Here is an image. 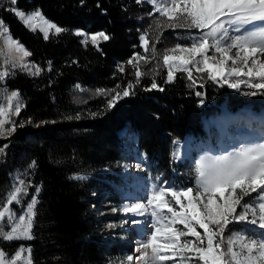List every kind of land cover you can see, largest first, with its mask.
<instances>
[{"label":"trees","instance_id":"obj_1","mask_svg":"<svg viewBox=\"0 0 264 264\" xmlns=\"http://www.w3.org/2000/svg\"><path fill=\"white\" fill-rule=\"evenodd\" d=\"M37 9L65 31L45 40L15 15L16 10ZM157 16L146 0H0V29H8L40 69L31 74L19 65H2L0 57V70L7 73L0 79V94L17 92L21 107L11 116L10 135L0 138V196L4 191L6 198L18 178L24 191L14 207L37 197L32 238L0 237V251L7 257L25 246L32 264H119L118 247L103 237L105 220L93 209L95 195L113 178L109 171L119 172V131L134 129L137 149L154 175L177 178L182 164L173 159L174 141L187 135L203 138L215 130L206 119L224 103L231 109L250 104L205 72L193 71L191 78L177 72L169 81L164 53L153 52L159 31L151 36L152 20ZM76 30H103L111 38L100 41L98 51ZM140 35H145L147 49L140 47ZM136 55L142 59L134 60L133 67L128 60ZM152 56L158 63L148 70L144 64ZM152 83L157 89H151ZM130 84V96L122 97ZM118 93L121 98L109 109L108 101ZM77 174L88 179H69Z\"/></svg>","mask_w":264,"mask_h":264},{"label":"snow or ice","instance_id":"obj_2","mask_svg":"<svg viewBox=\"0 0 264 264\" xmlns=\"http://www.w3.org/2000/svg\"><path fill=\"white\" fill-rule=\"evenodd\" d=\"M13 4L16 0H11ZM139 2V0H138ZM100 5L97 4V7ZM157 11L161 16L167 17L172 22L168 26L172 28L195 29L199 35L191 38L190 46H180L170 48L163 56V63L168 68V80H172L174 71L191 72L188 65L197 68L198 71L208 72V79L219 83L218 77L223 79V83L230 88H237V83H229V77H240L242 75L248 78H257L258 83H248V87L255 89H264V61L259 57L264 55V28L260 31H247L243 35H230V32H243L242 27L231 28L232 25H247L254 22L264 21V0H171L169 5ZM15 15L19 17L25 25L33 26V22L40 20L43 23L41 31L44 39L48 40L49 30H54L60 34L65 29L49 23L44 19L39 9L25 15L21 11H16ZM2 26V25H0ZM5 32L8 29H4ZM77 36L83 35L82 32H76ZM111 37L105 31H100L91 36V43L99 51V42L108 41ZM87 39V37H86ZM140 47L147 49L148 41L145 35L139 36ZM8 44L10 49H14L15 55L11 56L13 66L19 64L22 68H27L23 63L25 57L30 53L19 43L9 37ZM235 49V55L230 56ZM209 51L212 55L209 56ZM199 58V59H198ZM142 57L136 55L128 60L133 67ZM229 60L233 67L227 69ZM250 62V66H249ZM247 71H244V68ZM37 67L35 73L39 74ZM7 76L6 72H0V79ZM139 78L140 73H136ZM79 87V85H77ZM130 84L122 93V97L130 96ZM157 84L152 83L151 89H157ZM163 90V89H160ZM17 92L13 91L9 97V104L17 98ZM200 93L197 92V96ZM121 98L118 93L108 101V108L111 109ZM4 109H0V116L4 115ZM16 113L21 111L19 104L15 108ZM6 121L0 119V129ZM0 135H3L0 132ZM252 146L239 147L235 150L223 152L220 154H206L200 157L195 163L196 189L192 187L175 190L160 188L153 191L147 199L150 206L152 217V229L149 239L146 242L139 243L135 248L136 252L141 253V261L147 256L148 250H151L152 259L159 262L172 260L178 253H192L202 264H264V241L256 239H246L244 235H234L227 242V250L222 251L223 239L217 240L225 233L226 226L233 221H246L250 224L257 223L259 218V227L264 229V139L258 143L252 141ZM139 167V164H137ZM70 180L84 181L88 179L84 175H73ZM166 183V182H165ZM262 190L260 201L256 207L249 204H242L244 197L250 193H256ZM19 191V189H17ZM41 189L36 188L38 194ZM171 196L175 201L173 206L165 197ZM16 197L13 196L12 199ZM36 203V197H33L32 204ZM143 202L137 208L132 209L136 212V217H143ZM238 206L243 211L238 212ZM166 209V211H165ZM27 225L21 231L19 226L12 229V233L31 239L30 229L32 227L33 207L28 206ZM130 213V212H126ZM251 213L252 219H248ZM3 213H0L2 216ZM25 220L20 216V221ZM145 221L140 219L125 218V224L139 225ZM182 225L184 230L177 228ZM112 226V225H109ZM198 229L203 230L201 234ZM181 237H193L194 240L181 242ZM13 235H7L5 239H13ZM239 247V251L234 248ZM163 253V254H162ZM20 253L16 254L18 260ZM136 259L132 254L127 255L129 262ZM0 264H4L3 253H0ZM15 264V260L12 261ZM183 264V260H181Z\"/></svg>","mask_w":264,"mask_h":264},{"label":"rangeland","instance_id":"obj_3","mask_svg":"<svg viewBox=\"0 0 264 264\" xmlns=\"http://www.w3.org/2000/svg\"><path fill=\"white\" fill-rule=\"evenodd\" d=\"M156 10L158 16L154 18L153 25L154 31L151 33V36L156 34L157 31L159 33L156 34L153 41V52L158 53H166L168 49L180 46H190L191 38L199 35L197 30L195 29H187V28H172L168 25L172 22L168 21L167 17L161 16L157 11V8L164 7L171 3V0H147ZM18 11V10H16ZM22 12V11H21ZM34 12V11H33ZM33 12L25 13V15H30ZM42 15V14H41ZM44 18V17H43ZM46 19V18H44ZM21 20V19H20ZM47 20V19H46ZM22 21V20H21ZM23 22V21H22ZM49 22V21H48ZM51 23V22H49ZM30 30H39L41 31V27H43V23L40 20L34 21L33 26H28ZM242 27L243 32L233 33L230 32V35H243L244 32L247 31H260L264 28V21L254 22L252 24L247 25H232L231 28ZM160 29L162 31L160 32ZM82 32L83 35H80L83 42L91 43V36L97 33L89 34L83 32L81 30H76V32ZM169 31V33H168ZM168 33V34H167ZM43 34V32H42ZM44 35V34H43ZM56 35L54 30H49V36ZM9 37L12 38L10 34L4 31V29H0V57H2V65L3 63L12 64L11 56L15 55L14 49H10L8 40ZM87 37V39H86ZM15 42H17L14 38H12ZM18 43V42H17ZM22 46V45H21ZM23 47V46H22ZM209 56L212 55V51H209ZM230 56L235 55V49L231 53ZM164 56V55H163ZM163 63V57H161ZM148 62H146V69L151 70L153 63L157 64L158 59L157 56H152L148 58ZM199 59V58H198ZM261 61H264V55L259 57ZM152 61V63L150 62ZM23 63L27 65V68H23L25 71L33 74L35 73L36 67L35 65L29 61V56L25 57ZM151 63V64H150ZM13 65V64H12ZM19 65V64H17ZM164 65V63H163ZM165 66V65H164ZM250 66V62H249ZM19 67H21L19 65ZM166 67V66H165ZM233 67L231 60H229L228 64L225 68V73L227 69ZM22 68V67H21ZM188 68L191 73L193 71L200 73L196 67L192 65H188ZM167 71L168 68L166 67ZM5 70L1 68L0 72H4ZM244 71H247V68H244ZM177 72L183 71H174L173 76ZM208 74L207 71H204ZM202 72V73H204ZM189 74V72H185ZM172 76V77H173ZM221 83H223V79L217 78ZM229 83H237V88H230L227 84L223 83L229 89L233 90L236 94L244 97L246 101L250 102L252 108H242L236 111H232L227 104H222L221 114L217 116L219 119V124H221L223 128V132L220 130V134L216 140L212 138H208L205 144H195L191 145L189 140H185L182 142H178L173 147V155L174 160L178 163L183 164L182 171L180 175L186 181V185L173 184L170 179H163L164 175L160 174L157 176V180H151L149 173L146 171L148 164H146L145 158L140 157L135 150V137H132L131 133H123L120 136V143L122 148L121 160L119 164V172L115 174L114 172L109 171L113 175L110 181H107L108 187L102 192H98L96 197V205L95 207V216L97 218H101L105 220L103 226V237L112 241L114 245H117L118 249L115 251V256L117 258V262L119 264H142L140 259L141 253L136 252L135 248L139 246V243L146 242L152 229V217L150 215L151 209L147 204V199L151 196L153 191H158L161 187L165 188L166 191L169 189L181 190L186 189L187 187H192L194 192L196 189L195 179L196 172L194 163L202 156L206 154H220L223 152H228L231 150H235L239 147H249L252 146V141L259 142L261 139H264V134L261 136L256 134L253 131V127H242L238 124L245 117H250L254 126L258 125L260 120L264 118V89H255L248 87V83H258L259 80L257 78H248L247 76L240 77H229ZM11 93H5L2 91L0 94V109H4V115L0 116V119H4L6 122L3 125V128L0 129V132L3 135H0V138H5L10 135L12 128L9 127V123L11 120V116L16 112L15 108L18 104V99L15 98L9 104V97ZM234 123V124H233ZM241 128V129H240ZM256 129V128H255ZM264 130V128H263ZM261 131V130H260ZM262 132V131H261ZM264 133V132H263ZM124 134V135H123ZM219 144V146H218ZM124 145V146H123ZM1 157V154H0ZM23 155H21L19 160L23 159ZM139 164V167L137 166ZM106 171V170H102ZM148 173V174H146ZM166 182V183H165ZM19 189V191H17ZM23 185L20 179H16V183L12 186V189L8 192V196L6 198L3 197L5 194L2 191V203L0 204V213H3L0 216V237L4 240L7 235H13V239H24L23 236L12 233V229L19 226L22 231L23 228L27 225V216H28V206L32 205L33 207V217H32V227L29 230L30 235H32V230L35 224V205L32 204L33 197H31L24 206H20V208H15V204H19L20 195L23 193ZM262 194V190H258L256 193H250L248 196L244 197L242 200V204H249L252 207H256L260 201V195ZM90 196L93 197L92 192L89 193ZM102 196V201L99 202V196ZM15 196V199L12 197ZM36 197V196H35ZM173 206H175V201L172 200L171 196L165 197ZM37 201V197H36ZM143 202V212L146 213L143 217H136V212H132V209L137 208V206ZM166 211V209H165ZM238 212L243 211L241 206H238ZM130 212V213H126ZM20 216H24L25 220L23 222L20 221ZM106 218H105V217ZM125 218L131 219H140L145 221L139 225H131L125 224ZM248 219H252L251 213L248 215ZM112 225V226H109ZM177 228L180 230H184L182 225H177ZM198 231L203 234L202 229H198ZM138 233H141L140 236H135ZM244 235L246 239H256L259 241H264V229L259 227V218L257 216V223L250 224L246 221H233L229 225L226 226L225 233L221 237H217V240L223 239L224 243L221 246L222 251L227 250V242L234 235ZM187 240H194L193 237H181V242H185ZM119 245L121 247H119ZM234 250L239 251V247L234 248ZM0 253H2L0 251ZM20 253V257L17 260L16 254ZM132 254L136 259L129 262L127 260V255ZM163 254V253H162ZM4 264H12V261L15 260V264H32L30 259V251L25 246H21L13 255L7 257L3 253ZM181 260H183V264H202L192 253L184 252L178 253L172 260L164 261L162 264H181ZM144 264H161V262L152 259L151 250H148L147 256L143 258Z\"/></svg>","mask_w":264,"mask_h":264},{"label":"bare ground","instance_id":"obj_4","mask_svg":"<svg viewBox=\"0 0 264 264\" xmlns=\"http://www.w3.org/2000/svg\"><path fill=\"white\" fill-rule=\"evenodd\" d=\"M248 118V117H247ZM245 122H247V123H249V121H245ZM260 122L262 123V124H264V118H262L261 120H260ZM141 235V233H138L137 235H135V236H140Z\"/></svg>","mask_w":264,"mask_h":264}]
</instances>
